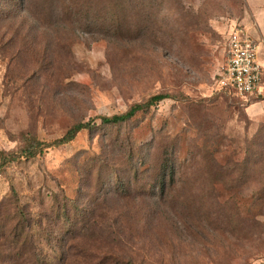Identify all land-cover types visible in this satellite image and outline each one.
<instances>
[{
  "label": "rangeland",
  "instance_id": "rangeland-1",
  "mask_svg": "<svg viewBox=\"0 0 264 264\" xmlns=\"http://www.w3.org/2000/svg\"><path fill=\"white\" fill-rule=\"evenodd\" d=\"M245 13L0 0V264H264V86L217 85Z\"/></svg>",
  "mask_w": 264,
  "mask_h": 264
},
{
  "label": "built area",
  "instance_id": "built-area-1",
  "mask_svg": "<svg viewBox=\"0 0 264 264\" xmlns=\"http://www.w3.org/2000/svg\"><path fill=\"white\" fill-rule=\"evenodd\" d=\"M226 64L218 76V88L248 98L263 93L264 67L259 61V41L238 25L228 39Z\"/></svg>",
  "mask_w": 264,
  "mask_h": 264
},
{
  "label": "trees",
  "instance_id": "trees-1",
  "mask_svg": "<svg viewBox=\"0 0 264 264\" xmlns=\"http://www.w3.org/2000/svg\"><path fill=\"white\" fill-rule=\"evenodd\" d=\"M217 83H218V78H217ZM169 96L167 95H157L152 97L149 102L145 105H137L132 107L129 111H127L124 114L121 115H114L112 117H103L102 119V123L104 125H119V124H123L126 122L131 121L138 113H140L141 111H143L145 108L148 107H152L155 106L157 104H159L160 102L168 99ZM90 125L87 123H79L76 124L74 127H72L67 134L64 136V138H62L59 142V144H65V143H70L72 142L75 137L83 130L85 129H89ZM37 154L34 152L33 149L28 148L25 151H23L22 157H27V158H34ZM17 159V157H14L11 159L12 161H15ZM61 213H62V217L63 216H67V210L65 207H63L61 209Z\"/></svg>",
  "mask_w": 264,
  "mask_h": 264
},
{
  "label": "crops",
  "instance_id": "crops-1",
  "mask_svg": "<svg viewBox=\"0 0 264 264\" xmlns=\"http://www.w3.org/2000/svg\"><path fill=\"white\" fill-rule=\"evenodd\" d=\"M243 2L246 13L241 25L247 28L250 34L259 41L258 38H260L261 34L256 27H264V0H243ZM259 61L264 67V55L260 51V46Z\"/></svg>",
  "mask_w": 264,
  "mask_h": 264
}]
</instances>
